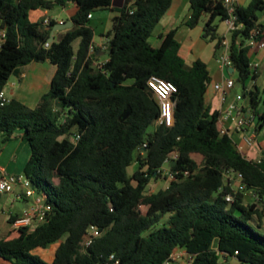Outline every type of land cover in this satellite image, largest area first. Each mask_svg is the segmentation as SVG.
<instances>
[{"label": "trees", "instance_id": "trees-1", "mask_svg": "<svg viewBox=\"0 0 264 264\" xmlns=\"http://www.w3.org/2000/svg\"><path fill=\"white\" fill-rule=\"evenodd\" d=\"M173 1L125 0L117 8L113 0H0V91L20 66L49 60L57 67L36 106L14 97L0 105V138L19 132L28 144L23 174L48 207L34 229L13 226L19 214L8 218L0 264H164L179 250L190 256L188 264H264V147L252 159L230 132L221 133L220 112L206 101L208 65L200 58L187 64L176 28L161 34L158 46L151 43ZM189 1L186 24L195 27L205 16L203 37L217 39L226 8L215 0ZM69 3L77 7L73 26L46 46L56 22L49 19L46 28L30 21L29 11ZM108 8L118 14L108 32L109 57L97 65L91 19ZM263 11L264 0L237 5L244 26L229 35L231 65L256 131L264 129V88H247L258 77L248 39L251 28L264 31ZM219 47L220 39L215 55ZM153 75L177 86L173 126L156 125ZM166 163L175 178L150 192ZM247 193L256 200L247 202ZM91 225L101 235L86 244ZM55 242L51 259L39 253Z\"/></svg>", "mask_w": 264, "mask_h": 264}, {"label": "crops", "instance_id": "crops-1", "mask_svg": "<svg viewBox=\"0 0 264 264\" xmlns=\"http://www.w3.org/2000/svg\"><path fill=\"white\" fill-rule=\"evenodd\" d=\"M250 0H237L238 5L246 6ZM125 3V0H124ZM61 6V5H56ZM55 6V7H56ZM52 8V9H36L41 11L44 18L46 28H48L49 19H54L56 24L60 22H67L71 20V16L77 10L74 3H69L66 6H61L62 8ZM116 7V6H113ZM120 8V7H117ZM68 11L69 19L59 18L63 12ZM100 15L99 21L96 22L99 28L93 25L94 18L96 15ZM118 14V10L108 8L104 10H98L93 13L91 19V25L95 30V38L93 44L96 47V55H94V60L96 64L105 62L108 57V32L112 27V19ZM190 16V1L189 0H174L171 8L163 16L160 23L155 28L152 37L150 38L151 43L154 46H158L161 42L160 35L169 32L172 29H177L176 38L181 43L180 54L186 60L187 64H192V62L198 58L205 61L208 65L211 75V83L207 89L206 101L211 107V110H218L220 113L225 112L228 108V104L233 100L235 93L233 90L229 91L226 98H224L223 93L216 90L214 85L218 82H224L228 77H237L235 70L232 72L229 68H221L216 61V39L212 41H207L201 37L204 27L198 28L189 27L186 22ZM260 23L264 26V11L262 16H260ZM55 24V25H56ZM53 30V29H52ZM65 29L55 30L53 33L54 40L64 33ZM218 36L227 33V24L224 21L218 22ZM52 33V31H51ZM264 33V31H263ZM210 39V38H209ZM77 49V48H75ZM252 60L260 62L258 68V77L253 80L248 86L253 89L257 85L260 89L264 88V85L260 84V80L264 78V48L252 51ZM56 65L51 63L49 60L46 61H32L26 65L20 66L17 70L16 76L17 81H12L11 84L6 83L4 89L5 94L8 98L14 97L23 103L28 105L27 98L29 96H39L49 91L51 86L52 78L56 72ZM9 91L13 94L10 95ZM248 100L246 99L243 104L248 105ZM32 107L31 105H29ZM36 106V105H35ZM246 108V107H245ZM244 108V109H245ZM247 112L250 114V110ZM234 115L231 119L226 121V125L229 129L230 134L236 142L243 143V138L245 134H255L256 142L255 145L250 147L244 144V152L249 158L259 159L262 153V148L264 147V129L259 131L256 135V130L254 129V122L251 126L247 127L245 130H241L236 127L234 122ZM252 119V117H250ZM30 156V148L28 144L19 136V132H16V136L12 139L2 142L0 138V167L8 173L12 174H22L24 166ZM237 186L240 185L239 180H234L231 178ZM254 200L251 194H247L246 201L249 202ZM30 199L25 197H18L15 193H3L0 194V217L3 218L7 224L4 229V234L0 231V236H4L9 228L11 227L8 223V218L11 215H18L22 210L30 204ZM180 251V250H179ZM234 262V260H233Z\"/></svg>", "mask_w": 264, "mask_h": 264}, {"label": "built area", "instance_id": "built-area-1", "mask_svg": "<svg viewBox=\"0 0 264 264\" xmlns=\"http://www.w3.org/2000/svg\"><path fill=\"white\" fill-rule=\"evenodd\" d=\"M220 1L223 6L226 8L228 16L223 20L227 24V33L221 34L217 37L216 42L220 39V47L216 55V61L219 66L223 69L230 68L232 65L230 57V40L229 35L234 30H237L243 27V23L237 22V16L235 14L236 7L238 5L237 0H215ZM63 23V22H60ZM263 35V31L254 27L249 30V39L248 45H250L251 51L264 48V40L260 39V36ZM5 38V30L0 29V43ZM46 46H50V41L46 42ZM96 47L92 43L90 45V53H96ZM103 63V62H102ZM101 63L97 64L100 65ZM260 66V62L252 60L250 63V68L252 71H257ZM238 82L234 77H228L224 82H218L214 85L216 90H219L223 93V97L226 98L229 91L234 90L238 86ZM148 86L154 92L158 103H159V116L156 120V125H166L173 126L175 122V100L174 95L177 92V86L174 82L158 77L151 76L148 79ZM248 89H251L247 87ZM9 98L5 94V89L3 88L0 91V105L4 102H7ZM246 100V94L243 92L235 93L232 101L229 102L227 110L220 113L219 121L221 123V133L226 134L229 132V129L226 125V121L231 119L234 115V122L236 127L241 130H246L247 127L251 126V118L247 112L244 111L246 107L243 102ZM256 136L255 134H245L243 138V143H238V149L246 154L244 151V144L252 147L255 145ZM147 146V143H144V147ZM144 149L141 150L143 154ZM175 157V156H174ZM169 175L172 179L175 178L174 174ZM241 174H239V177ZM3 193H15L18 197L29 198L30 204L22 210V212L17 216V218L12 223L13 226H28L30 229H34L38 224H41L45 221L48 207L44 203L41 195H38L33 189L30 180L22 174H12L6 172L0 167V194ZM226 199L229 201L233 200V196L228 194ZM87 239L86 244H90L94 238L101 235V231L98 226L91 225L87 230ZM177 256V252L174 253L170 259L165 261L164 264H170V262Z\"/></svg>", "mask_w": 264, "mask_h": 264}, {"label": "rangeland", "instance_id": "rangeland-1", "mask_svg": "<svg viewBox=\"0 0 264 264\" xmlns=\"http://www.w3.org/2000/svg\"><path fill=\"white\" fill-rule=\"evenodd\" d=\"M55 8H59L61 9L62 7L61 6H56ZM53 10V9H52ZM263 12L260 13V16H262ZM44 18V15L41 11H38V10H32V11H29L28 13V19L30 21H41V19ZM59 18H62L64 20L66 19H69V14H68V11H65L62 13V15L59 17ZM99 18H100V15H96L95 18H94V23L93 25L96 27L99 28L100 26H98L97 24H95L96 22L99 21ZM205 22H206V17L203 16L199 22V24L197 25L198 28H201L204 27L205 25ZM201 37L207 41H212L211 39H206L203 37V31H202V34H201ZM78 43L79 41H75L74 42V47L77 48L78 47ZM12 81H17V76L16 74H12L10 76V78L8 79V83L11 84ZM252 80L250 79L248 82H247V85L249 86L251 84ZM260 84L261 85H264V78H262L260 80ZM262 90V88H261ZM234 92H242V87H235ZM9 94L12 95L13 93L11 91H9ZM39 100H41V97H39L38 95L37 96H29L27 98L26 101H28V105H31L32 107H34L38 102ZM260 110L263 111L264 108L263 107H260ZM154 127H151L150 130H152ZM259 134V131H256V135ZM264 136V135H263ZM198 160H200L201 156L200 155H196L195 156ZM168 163L165 164L164 166V171L162 173V175L158 178H156L155 180L152 181L151 185H150V188H149V191L150 192H154V191H157L158 189L160 188H165L169 185L170 181H171V177L169 175V167H168ZM229 178H236V176L234 175H229L228 176ZM249 194V193H247ZM253 199L256 200V198L253 197ZM7 224L5 223V221L3 220V218L0 217V231L2 234H4V227L6 226ZM57 246V243H52L51 245H49L46 249H42V250H39V253H41L45 258L47 259H51L54 255V251H55V248ZM190 260V256L188 254H186L183 250H180L177 252V256L170 262V264H188Z\"/></svg>", "mask_w": 264, "mask_h": 264}, {"label": "water", "instance_id": "water-1", "mask_svg": "<svg viewBox=\"0 0 264 264\" xmlns=\"http://www.w3.org/2000/svg\"><path fill=\"white\" fill-rule=\"evenodd\" d=\"M123 5H124V0H113V6L122 7ZM72 26H73V22L71 20H69L65 23H58V24L54 25L51 36L49 38V41L52 42L54 40L53 33L55 32V30L66 29V28H70ZM229 69L232 72L235 70L234 67H232V66ZM238 86H239V84H238ZM129 114H130V108L128 107L127 109H125V111L121 115L120 119L121 120L126 119L129 116Z\"/></svg>", "mask_w": 264, "mask_h": 264}]
</instances>
